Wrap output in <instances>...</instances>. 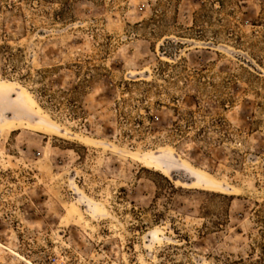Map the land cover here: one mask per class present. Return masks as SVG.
<instances>
[{
    "label": "rangeland",
    "instance_id": "obj_1",
    "mask_svg": "<svg viewBox=\"0 0 264 264\" xmlns=\"http://www.w3.org/2000/svg\"><path fill=\"white\" fill-rule=\"evenodd\" d=\"M0 264H264V0H0Z\"/></svg>",
    "mask_w": 264,
    "mask_h": 264
}]
</instances>
